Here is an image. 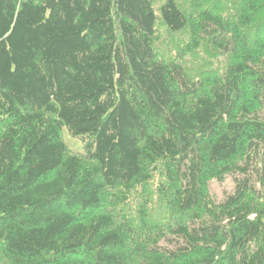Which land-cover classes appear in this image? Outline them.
I'll return each mask as SVG.
<instances>
[{"label": "trees", "instance_id": "1", "mask_svg": "<svg viewBox=\"0 0 264 264\" xmlns=\"http://www.w3.org/2000/svg\"><path fill=\"white\" fill-rule=\"evenodd\" d=\"M183 1L0 0V264H264V0Z\"/></svg>", "mask_w": 264, "mask_h": 264}, {"label": "rangeland", "instance_id": "2", "mask_svg": "<svg viewBox=\"0 0 264 264\" xmlns=\"http://www.w3.org/2000/svg\"><path fill=\"white\" fill-rule=\"evenodd\" d=\"M183 1V0H182ZM184 2V1H183ZM185 3V2H184ZM63 137L65 142L73 149V150H79V149H83V143L81 140L77 139V138H70L68 133H66V131L63 132ZM72 139H76V140H72ZM232 188L231 185V178L227 177L223 180V182H216V181H212L210 183V190H212V194H214L215 198L220 200L222 199L223 195L225 192L230 191V189Z\"/></svg>", "mask_w": 264, "mask_h": 264}]
</instances>
